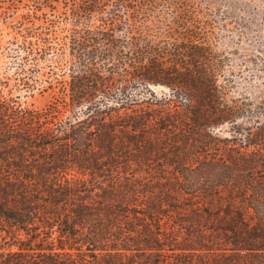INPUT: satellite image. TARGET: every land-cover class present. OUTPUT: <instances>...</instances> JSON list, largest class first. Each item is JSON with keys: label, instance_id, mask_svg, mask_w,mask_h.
I'll list each match as a JSON object with an SVG mask.
<instances>
[{"label": "trees", "instance_id": "trees-1", "mask_svg": "<svg viewBox=\"0 0 264 264\" xmlns=\"http://www.w3.org/2000/svg\"><path fill=\"white\" fill-rule=\"evenodd\" d=\"M54 2L0 79V264H264V99L229 96L195 3Z\"/></svg>", "mask_w": 264, "mask_h": 264}, {"label": "rangeland", "instance_id": "rangeland-1", "mask_svg": "<svg viewBox=\"0 0 264 264\" xmlns=\"http://www.w3.org/2000/svg\"><path fill=\"white\" fill-rule=\"evenodd\" d=\"M59 1L60 3L54 4L61 10L62 0ZM192 1L197 8L198 17L208 25L215 49L225 53L228 58L225 70L232 73L233 80L229 96L253 102L264 99V0ZM33 3L34 0H0V79L9 78L10 88L14 84L12 79L16 76L20 60L13 53L15 46L8 41L20 26L30 25L27 16L33 15ZM158 9L163 13L165 7L159 5ZM41 12L51 13L48 7ZM153 88L157 92L166 89L161 86ZM11 91L19 93L21 101L35 107H42L51 100L48 92L35 93L30 97L24 89ZM248 117L250 113L238 116V125H248ZM229 127V124H223L215 129L222 142H227L222 139L229 135ZM250 211V215L256 212L253 209Z\"/></svg>", "mask_w": 264, "mask_h": 264}]
</instances>
